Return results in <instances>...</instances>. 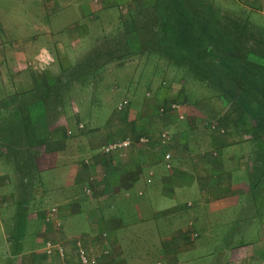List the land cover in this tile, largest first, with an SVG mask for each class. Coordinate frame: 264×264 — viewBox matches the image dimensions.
I'll list each match as a JSON object with an SVG mask.
<instances>
[{"label":"crops","instance_id":"obj_1","mask_svg":"<svg viewBox=\"0 0 264 264\" xmlns=\"http://www.w3.org/2000/svg\"><path fill=\"white\" fill-rule=\"evenodd\" d=\"M43 2L48 20L20 45L0 22V86L7 88L0 96V264H63L55 249L46 252L47 240L68 252L80 240L97 264H264V140L251 139L241 111L213 107L220 112L210 119L211 141L193 138L195 125L179 128L172 119L191 107L204 122L203 108H192L186 96L185 104L168 100V88H147L151 81L141 74L123 82L131 93L120 94L127 106L117 109L118 98L103 121L95 108L77 113L63 106L48 119L43 102L35 109L24 100L49 91L75 95L74 85L86 84V95H97L91 85L98 87L109 69L128 57L135 62L140 0ZM239 3L264 8V0ZM67 5L75 8L62 10ZM101 48L126 54L91 60ZM89 63L94 70L84 80ZM52 83H59L56 92H46ZM61 83L70 92L65 85L58 91ZM18 119L23 123L15 126ZM163 131L169 137L162 142ZM142 135L149 140L137 141ZM126 136L131 142L123 149L103 150ZM9 148L26 156L8 155ZM50 207L57 210L46 220Z\"/></svg>","mask_w":264,"mask_h":264},{"label":"rangeland","instance_id":"obj_2","mask_svg":"<svg viewBox=\"0 0 264 264\" xmlns=\"http://www.w3.org/2000/svg\"><path fill=\"white\" fill-rule=\"evenodd\" d=\"M178 1L186 4L187 16L192 19L191 36H186L185 39L189 41L187 48L192 47L194 50H185L186 47L177 41ZM67 7L75 8L67 5L62 10ZM248 7L240 4L239 0H140L138 9L133 12L139 44V52L134 51L136 56L131 58L135 62H130L128 57L126 64L119 62L109 69V74H104L98 87L91 85V91L96 92L98 89L97 95H86L90 89L88 84L74 85L79 88L75 95H52L49 91L50 95H33L31 99H25L24 104H31L30 107L39 109L40 101L43 102L44 109L49 113L48 119L54 117L53 111L58 106H63L64 109L75 107L77 113H87L91 108H95L100 122L114 111L115 102L123 96L120 94L130 96L127 86L122 87L123 82H129L130 79L132 82L134 77L139 79L137 76L142 74V81H151L147 88H150L152 83L156 89L159 87L157 90L161 87L168 88V91H171L166 94L171 95L168 100L177 99L176 102L185 104L183 99L186 96L192 108H203L204 122L191 107L182 110L183 118L172 119V122L180 125L179 128L184 126L185 129L186 126L195 125L198 133L193 131V134H196L193 138L201 136L204 140L211 141L210 119L220 112L216 113L213 107L221 110L226 106L239 109L243 114V123L249 126L251 139L261 140L259 133L264 130V8ZM45 9L43 0H0V22L8 40L12 39L20 45L25 37L35 32L36 26L39 27L42 22L48 20L49 15ZM59 17L67 18L68 12H61ZM117 45L118 43H113L109 47H119ZM206 46L208 50H204ZM101 49L91 53V60L101 62L126 54L121 50L108 52L104 51L108 48ZM186 51L200 55L203 62L199 64L195 58L192 60V55L188 54V57ZM217 57L227 62L229 69L220 67L218 62L211 64V58L215 60ZM93 70L89 63L84 80H88ZM58 84L47 85L46 92L48 87H51L55 93ZM61 86H64V92H70L67 88L71 87L66 83H61L58 91ZM143 88L144 84H139L135 94L140 95ZM6 92L7 88L0 86V96L6 95ZM150 93L148 95H151ZM148 95L145 96L149 97ZM126 110L132 112L134 109ZM20 121L23 123L20 119L14 121L15 126H19ZM200 123H206L203 128L210 130L204 132V129L199 128ZM18 133L13 131L12 135L16 137ZM21 149L9 148V151H6L10 152L8 155L21 158L26 156L22 154ZM26 150L33 154L37 148ZM145 223L150 226V221ZM147 230L151 231L150 228ZM2 263L9 264V261L6 259Z\"/></svg>","mask_w":264,"mask_h":264},{"label":"built area","instance_id":"obj_3","mask_svg":"<svg viewBox=\"0 0 264 264\" xmlns=\"http://www.w3.org/2000/svg\"><path fill=\"white\" fill-rule=\"evenodd\" d=\"M128 104L127 98H120L116 108L122 109ZM172 108H177L178 105L176 103H173ZM168 135L165 131L161 132L160 139L161 141H166L168 139ZM149 140L146 136H139L137 141L140 143L147 142ZM131 142V139L126 136L121 139H113L108 141L104 144L103 150L105 152H112L115 150H121L124 147H126ZM171 154L166 153L164 155V159L167 160V165L169 166V160H170ZM56 207H50L47 211L46 220H50L54 218V215L56 213ZM45 249L47 253H50L53 249L56 250L57 255L63 260V264H97L96 256L91 253L90 249L85 246L80 240H77L75 242L74 249L72 251L67 250V248L62 244L58 242H53L51 240H47L45 242ZM70 253L71 259H67V255Z\"/></svg>","mask_w":264,"mask_h":264},{"label":"trees","instance_id":"obj_4","mask_svg":"<svg viewBox=\"0 0 264 264\" xmlns=\"http://www.w3.org/2000/svg\"><path fill=\"white\" fill-rule=\"evenodd\" d=\"M178 4H179V8H180V11H179V8H178V13H177V17H178V28H177V32H176V36H177V41L180 42V44L184 45L186 49H191V50H194L192 47L191 48H187V45H188V42L185 38L186 36H191V25H192V19H190V16L188 17L187 16V12H188V9H187V6L184 2L182 1H178L176 2V6L178 7ZM209 46V45H208ZM208 47H204V50H208L207 49ZM187 52V51H186ZM190 54L192 55V60H195L197 63L201 64L203 62V60H201V56L198 55L196 56L195 54H191L190 52H187V55ZM122 56V55H120ZM118 56V57H120ZM189 57V55H188ZM195 58V59H194ZM215 60H213L211 58V64H214L215 62H218L219 66L220 67H225L226 69H229L228 68V63L227 62H224L221 58H214ZM218 60V61H217ZM209 64V65H211ZM261 136H262V139L264 138V130H262L260 133H259ZM264 140V139H263ZM36 153V152H35ZM34 157V155L32 156V158Z\"/></svg>","mask_w":264,"mask_h":264}]
</instances>
